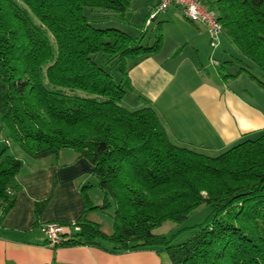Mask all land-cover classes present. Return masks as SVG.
<instances>
[{
	"label": "trees",
	"instance_id": "trees-1",
	"mask_svg": "<svg viewBox=\"0 0 264 264\" xmlns=\"http://www.w3.org/2000/svg\"><path fill=\"white\" fill-rule=\"evenodd\" d=\"M134 1L0 0V119L11 141L36 159L73 149L91 162L103 192L94 205L92 184L82 186L79 230L59 246L155 248L170 264H264V132L212 156L172 142L146 98L141 107L124 105L130 67L158 52L163 34L157 27L144 43L142 25L138 34L129 28L132 35L95 14L133 25ZM201 1L241 55L238 70L224 76L245 72L264 90V0ZM22 164L1 151L0 221L14 205ZM202 204L209 212L190 237L174 241L184 227L154 232ZM112 206L111 233L86 219Z\"/></svg>",
	"mask_w": 264,
	"mask_h": 264
},
{
	"label": "crops",
	"instance_id": "crops-1",
	"mask_svg": "<svg viewBox=\"0 0 264 264\" xmlns=\"http://www.w3.org/2000/svg\"><path fill=\"white\" fill-rule=\"evenodd\" d=\"M157 1L141 6L146 24ZM165 15L169 41L165 33L160 50L129 69L132 89L127 93L134 98L128 108L145 105L140 96L146 98L172 142L212 156L264 132V90L245 72L224 76L234 74L241 65L234 44L223 35V41L213 48L206 27L189 20L180 8L171 7ZM145 23L141 20L135 26L145 29ZM123 28L128 30L131 25ZM177 48L179 53L172 56ZM213 58L228 61L226 66L221 64L226 72L212 65ZM5 147L23 164L14 179L18 187L14 205L0 221V264H170L167 255L155 248L112 252L88 245L50 246L41 226L79 219L85 207L83 185L92 184L88 196L94 205L102 204L103 192L93 165L68 148L57 156L33 158L11 141L0 119V153ZM109 209L91 210L86 219L109 234L114 206ZM161 227L154 232L164 233Z\"/></svg>",
	"mask_w": 264,
	"mask_h": 264
},
{
	"label": "built area",
	"instance_id": "built-area-1",
	"mask_svg": "<svg viewBox=\"0 0 264 264\" xmlns=\"http://www.w3.org/2000/svg\"><path fill=\"white\" fill-rule=\"evenodd\" d=\"M171 7L180 8L189 20L203 24L208 32L210 45L213 48L218 46L223 29L217 18V11L201 0H158L156 7L147 20V24L158 12ZM213 62L217 63L216 60ZM41 229L45 234L47 243L55 247L59 246L63 240L69 238L71 234L79 230V226L75 222L67 224L50 221L44 223Z\"/></svg>",
	"mask_w": 264,
	"mask_h": 264
},
{
	"label": "rangeland",
	"instance_id": "rangeland-1",
	"mask_svg": "<svg viewBox=\"0 0 264 264\" xmlns=\"http://www.w3.org/2000/svg\"><path fill=\"white\" fill-rule=\"evenodd\" d=\"M153 1V0H152ZM149 3V0H135L134 3H133V6L134 8L131 10V13L129 15V20L128 22H132L134 23L133 25H131V28L132 29H137V34L140 32V27H137L135 26L136 24L135 23H140L141 20H143V24L145 23V20H144V12L141 11V6L144 5V4H148ZM152 3L148 4L149 6L151 5ZM170 9V8H169ZM168 10V9H166ZM166 10L164 11H160L157 13V17L155 19H151L150 21L152 22V25L148 26V24L145 25V32H144V43H151V36H152V33H154V30L155 28L159 27V30L162 32V43L165 41V33H166V36L168 37L167 41H169V34L167 33V30H166V26H164L165 24V20L167 19L166 18ZM96 16H100L101 18L103 19H107L106 21H103L105 22L106 24L108 23H114L113 25H115L116 23L118 24H122L124 26H127L126 23H121L120 21H118V19H115V17L112 15V13H107V14H103L102 12H98L95 14ZM143 26V25H142ZM141 26V27H142ZM144 28V26H143ZM129 33H131L132 35H135V33L133 32V30L129 29ZM136 34V35H137ZM223 34L220 36V41H223ZM166 44V47H168V43H165ZM213 60H216L217 63H212V65L214 66H220L221 67V59H215L213 58ZM223 66H226L225 63H223ZM223 66L220 68L221 71L223 72H226V68ZM133 95H131L130 93H127V95L125 96L124 100H123V103L125 106L127 107H130L132 104V100H133ZM109 209V208H108ZM110 212V209L109 211ZM209 212V208L206 204H202L200 205L198 208H196L188 217L187 219L183 222V223H174V222H171V221H165L163 224H162V227L159 229L160 232H164V234H169L170 232H174L182 227H184V230H182L174 239V241H182L188 237H190L194 232H195V229L193 228V225L201 222L205 217L206 215L208 214ZM173 228V229H172Z\"/></svg>",
	"mask_w": 264,
	"mask_h": 264
}]
</instances>
